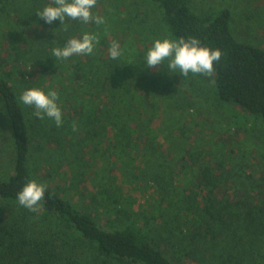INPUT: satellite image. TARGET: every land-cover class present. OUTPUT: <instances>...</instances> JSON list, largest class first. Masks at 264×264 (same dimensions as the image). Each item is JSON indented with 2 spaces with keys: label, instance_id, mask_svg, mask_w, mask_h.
Listing matches in <instances>:
<instances>
[{
  "label": "trees",
  "instance_id": "16d2710c",
  "mask_svg": "<svg viewBox=\"0 0 264 264\" xmlns=\"http://www.w3.org/2000/svg\"><path fill=\"white\" fill-rule=\"evenodd\" d=\"M147 1L170 40L196 37L222 52L214 63L216 98L264 121V48L235 36L231 7L210 11L204 5L196 10L193 0ZM51 3L0 0V157L10 169L0 177V264H264V196L253 201V194L223 188L224 179H232L212 173L209 162L191 175L192 192L175 188L178 175L171 171L163 180L168 193L134 210L138 202L125 196L123 184L163 182V175H146L134 155L116 162L132 147L140 157L142 138L154 140L141 125L139 102H125L122 83L137 66L97 57L106 42L101 27L93 54L56 60L53 48L90 28L78 20L66 19L67 30L58 20L45 23L36 13ZM129 8V21L139 20L137 1ZM29 88L58 92L60 127L20 102ZM31 180L46 185L39 213L16 199Z\"/></svg>",
  "mask_w": 264,
  "mask_h": 264
},
{
  "label": "rangeland",
  "instance_id": "374dc122",
  "mask_svg": "<svg viewBox=\"0 0 264 264\" xmlns=\"http://www.w3.org/2000/svg\"><path fill=\"white\" fill-rule=\"evenodd\" d=\"M134 1H137L135 18L138 16L142 20L145 16V21H129L131 8H127ZM193 4L196 10L204 5V10L208 8L210 11L229 5L233 10L235 36L264 48V0H193ZM91 11L93 16L103 17L105 21L101 25L94 22L84 24L94 29L87 33L97 35L99 41L102 36L106 39L105 43L98 45L103 55L98 50L97 57H101L103 62L107 59L116 63L117 59L109 58L108 49L112 41H117L122 49L118 59L126 65L137 66L135 74L126 72L125 84L121 82L125 73L118 81L124 85L125 102L133 101L134 106L135 100L139 102L141 125L146 135L154 136L153 142L149 143L144 137L136 146L140 157L132 147L130 154L123 153L116 162L125 164L134 155L146 175H163L162 181L165 175L170 178L168 175L174 171L173 175H178L174 187L184 193L185 186L186 194L196 189L191 175L196 178L200 174L198 166L209 162L214 166L209 169L212 173L219 174L221 179L230 177L234 181L231 183V180L227 182L224 179L226 184L223 188L234 190L239 195L253 194V201L257 200L258 194L264 196V121L237 104L219 101L215 96L214 76L169 74L167 61L157 70L144 67V58L152 43L156 39H169L160 29L158 11L147 0H97ZM135 26L139 28L138 35L133 34ZM114 33L118 37L113 38ZM45 77L47 82L51 80L47 75ZM126 103L121 106L127 107ZM5 127L8 129L7 123ZM190 150H194L197 156L189 155ZM187 162L189 168L185 167ZM64 167L66 165L60 170ZM9 171L7 161L0 157V177ZM53 183L61 185L57 179ZM164 183L155 185L140 181L138 184H123V188L125 196L138 202L134 204V210L143 211L142 206L152 205L161 195L168 193L163 189ZM139 223H143L142 220Z\"/></svg>",
  "mask_w": 264,
  "mask_h": 264
},
{
  "label": "clouds",
  "instance_id": "9594fccd",
  "mask_svg": "<svg viewBox=\"0 0 264 264\" xmlns=\"http://www.w3.org/2000/svg\"><path fill=\"white\" fill-rule=\"evenodd\" d=\"M97 4V0H52L36 15L42 18L45 23L52 24L59 21L67 30L65 20L80 21L84 24L94 22L96 25L105 23L103 17L93 16L91 9ZM99 37L95 34L85 32L81 38H71L66 41L63 47L52 49V56L56 60H67L76 55H90L94 53ZM122 55V49L117 41H112L108 56L112 60L118 59ZM222 52L219 49H210L201 46V42L196 37L178 40L156 39L148 49L145 56V66L148 69H158L165 61L168 62V72L179 73L187 77L189 73L193 75H204L211 77L214 74V63L219 62ZM31 70V69H30ZM28 70V71H30ZM59 94L55 90L45 93L39 88H29L24 90L19 100L22 104L34 109L33 115L43 120L45 117L53 120L57 127L63 124L62 111L58 106ZM73 131L76 125L73 124ZM46 185L39 184L35 180L27 182L17 193L19 205L30 212L39 213L44 200Z\"/></svg>",
  "mask_w": 264,
  "mask_h": 264
}]
</instances>
